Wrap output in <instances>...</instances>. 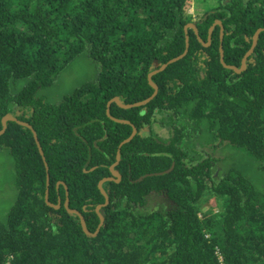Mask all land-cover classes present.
Wrapping results in <instances>:
<instances>
[{"label":"trees","instance_id":"trees-1","mask_svg":"<svg viewBox=\"0 0 264 264\" xmlns=\"http://www.w3.org/2000/svg\"><path fill=\"white\" fill-rule=\"evenodd\" d=\"M217 3L193 21L192 0H0V131L8 114L32 126L48 200H60L45 202L32 131L7 122L0 151L13 159L15 198L0 264H264V32L241 73L220 61L222 46L241 67L264 0ZM216 21L225 33L216 25L209 47L185 30L194 23L206 42ZM187 37L186 55L153 76L149 103H111L138 133L121 148V180L102 186L104 223L86 235L65 200L94 233L98 185L132 133L108 103L150 98L149 73L182 55ZM81 55L94 78L52 101L47 91Z\"/></svg>","mask_w":264,"mask_h":264},{"label":"water","instance_id":"water-1","mask_svg":"<svg viewBox=\"0 0 264 264\" xmlns=\"http://www.w3.org/2000/svg\"><path fill=\"white\" fill-rule=\"evenodd\" d=\"M216 25H219L221 27V41L223 39V26H222V23L220 21H216V23L214 24V26H212L210 28V31H209V41L211 40V34L215 28ZM188 29H192L195 31V33L197 34L198 36V30H197V27L194 23H190L188 24L186 27H185V30L187 31ZM261 32H264V28L263 29H258L253 37V43H252V46H251V49L247 52V54L245 55V57L243 58L242 60V65L240 68H237L235 66H232V65H227L225 62H224V52H223V49H222V46H220V61L222 63V65L226 68V69H229V70H232L236 73H241L244 69H245V63H246V60L248 58V56L253 52L255 46H256V43H257V40H258V37H259V34ZM199 38V41L203 44V46H209L210 42L209 43H204L203 40L198 36ZM188 48H189V40H188V37L186 39V49H185V52L174 58V59H171L168 63L166 64H162L158 70H154L152 72L149 73L148 75V81H149V84L150 86L154 89V93L152 94V96L144 101H141V102H138V103H134V104H125L123 102H121L118 98H114L112 99L109 103H108V109H107V115L108 117H110L111 120L115 121V122H118V123H123V124H128V125H132L130 123V121H127V120H122V119H117V118H114L113 116H111L110 112H109V108H110V105L111 103H116L120 108H123V109H131V108H134V107H139V106H143V105H146L147 103H149L158 93V86L152 81V78L155 74H157L158 72L160 71H163L169 64L171 63H174L175 61L181 59L182 57H184L188 51ZM9 121H12V122H17L18 124L30 129L33 133V136L35 138V141H36V144L38 146V149H39V152L41 154V156L43 157V160L45 162V158H44V154H43V151H42V148L40 146V143L38 141V137L36 135V132L33 130L32 126L29 124V123H26V122H22V121H19L14 115L12 114H8L6 116H4L2 118V130L0 131V136L2 134L5 133L6 131V128H7V122ZM138 133V130L135 126L132 125V133L130 135V137L126 140H124L118 147V151H117V155H116V162L110 167V172H111V175L112 177L110 178H105L103 179L98 187H99V190L100 192L102 193V195L105 197V203L102 204V205H99L96 207L95 211L97 212L99 218H100V225L99 227L97 228V230L94 232V233H91L87 227H86V222H85V219L84 217L82 216V214L77 211V210H74V209H70L69 207V201H68V198L65 200V203H64V207L66 208L67 212L70 214V215H76L79 217L80 219V223H81V226H82V229L84 231V233L88 236H91V237H94L97 235V233L99 232L100 230V227L102 226V224L104 223V217L103 215L100 213V209L103 207V206H106L108 203H109V199H108V193L103 189V184L105 182H108V181H115V182H119L121 180V175L120 173L115 169V167L117 166V164L119 163L120 161V155H121V148L124 144L130 142ZM45 167H46V173H47V188H46V194H45V202L50 206V207H53L55 209H59L60 208V200H58V204L57 205H53L52 203L49 202L48 200V197H49V172H48V166L45 162ZM173 168V167H172ZM170 171V170H169ZM167 171V172H169ZM161 174V173H159ZM65 189H67L65 187ZM66 195H68V192H66Z\"/></svg>","mask_w":264,"mask_h":264},{"label":"rangeland","instance_id":"rangeland-1","mask_svg":"<svg viewBox=\"0 0 264 264\" xmlns=\"http://www.w3.org/2000/svg\"><path fill=\"white\" fill-rule=\"evenodd\" d=\"M217 0H192V7L190 13L192 14L193 21L203 14L202 9L210 10L212 7L217 6ZM199 6V7H198ZM95 69L93 63L85 55H81L74 61L69 69L61 77L56 86H53L47 92V96L54 101L59 97L70 93L79 85L91 81L94 78ZM156 132L167 137V133L161 130ZM229 154H233L234 150H228ZM15 198V170L13 159L6 150L0 151V222L5 220L6 211L9 209ZM215 202L210 200L205 206L206 210L215 206ZM216 209V208H215Z\"/></svg>","mask_w":264,"mask_h":264},{"label":"flooded vegetation","instance_id":"flooded-vegetation-1","mask_svg":"<svg viewBox=\"0 0 264 264\" xmlns=\"http://www.w3.org/2000/svg\"><path fill=\"white\" fill-rule=\"evenodd\" d=\"M194 21H195V20H194ZM215 23H216V22H215ZM215 23H214V24H215ZM214 24H213L212 26H214ZM212 26H211V27H212ZM211 27H210V28H211ZM215 27H216V26H215ZM214 29H215V28H214ZM193 31H194V30H193ZM209 31H210V29H209ZM194 32H195V31H194ZM224 33H225V32H224V29H223V34H224ZM195 34H196V33H195ZM196 35H197V34H196ZM198 36H199V34H198ZM198 36H197V37H198ZM220 37H221V29H220ZM198 39H199V38H198ZM210 41H211V40H210ZM210 41H209V36H208V40H207L206 42H204V43H209ZM210 45H211V42H210L209 46H210ZM209 46H207V47H209ZM204 47H206V46H204ZM250 49H251V48H250ZM241 65H242V64H241ZM228 70H229V69H228ZM154 197H155V196H154Z\"/></svg>","mask_w":264,"mask_h":264}]
</instances>
